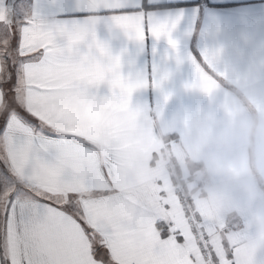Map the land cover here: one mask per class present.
<instances>
[{"label":"snow or ice","instance_id":"1","mask_svg":"<svg viewBox=\"0 0 264 264\" xmlns=\"http://www.w3.org/2000/svg\"><path fill=\"white\" fill-rule=\"evenodd\" d=\"M138 8L0 0V264H203L159 210L133 195L125 164L96 126L97 110H129L146 87L123 78L120 58L97 41L101 13L129 40L142 43L148 24L155 40L176 48L175 22L153 25ZM67 104L85 106L84 118Z\"/></svg>","mask_w":264,"mask_h":264},{"label":"crops","instance_id":"2","mask_svg":"<svg viewBox=\"0 0 264 264\" xmlns=\"http://www.w3.org/2000/svg\"><path fill=\"white\" fill-rule=\"evenodd\" d=\"M139 4L136 11L142 13L151 24H168L175 22L169 39L175 44L172 49L164 38L155 40L149 32V25L144 27L143 42L129 40L120 30L110 28L106 23L107 14H100V23L96 28L99 43L104 44L112 57L120 58V74L130 81L141 80L146 87L137 90L128 100L129 110H121L118 105L96 111V126L108 134V141L127 152H137L147 160V170H138L135 163L123 161L131 183L134 196L145 203L149 210H159L161 220L182 234L184 251L195 254L201 249L192 230L187 226L180 209L179 187L188 198L196 217L203 220L205 236L210 243L214 262L215 257H225L217 247L213 236L217 232L228 234L242 230L244 224L226 223L218 226L210 222L198 210V206L188 195L186 184L191 183V176L180 179L179 167L174 168L173 175L167 166L161 170L156 162L159 155L169 153L170 162L175 165L172 154L182 145L185 135L193 122L202 121V109L208 105V98L187 90L197 80L195 66H207L208 55L217 47L223 46L228 53L243 49L240 33L248 37L264 38V0H129ZM222 63L213 65L215 73L222 72ZM167 79L160 83L162 78ZM201 76L204 77L201 80ZM200 85L213 90L215 81L199 74ZM154 84H160L159 89ZM211 91H207L211 93ZM101 96L107 95L102 88ZM225 97L227 93L223 94ZM167 97V102H165ZM80 106V105H79ZM85 109V106H82ZM260 110V106L257 107ZM154 113L159 114V119ZM85 110L83 112L84 118ZM221 114L216 113L219 118ZM127 118L126 125L121 118ZM170 132L166 139L162 133ZM148 136L146 145L137 143L141 134ZM169 147L165 150V147ZM158 151H152V148ZM197 170V169H195ZM199 187V186H198ZM194 194V193H193ZM163 226V225H162ZM231 254L226 258V264ZM203 264H206L203 261Z\"/></svg>","mask_w":264,"mask_h":264},{"label":"clouds","instance_id":"3","mask_svg":"<svg viewBox=\"0 0 264 264\" xmlns=\"http://www.w3.org/2000/svg\"><path fill=\"white\" fill-rule=\"evenodd\" d=\"M239 35L241 51L228 53L217 46L208 55L206 67L195 66L197 80L187 90L208 98L207 107L201 110L203 120L192 123L181 142L185 147L172 154L175 165L167 151L158 153L156 162L161 170L167 166L173 175L178 166L180 179L191 176V183L185 185L188 195L210 222L218 226L244 224L242 230L213 236L225 258L231 254L228 264H264V38ZM217 62L222 63L220 73L213 71ZM199 74L215 81L211 93L201 87ZM65 107L78 117L85 110L76 104ZM154 115L159 119V114ZM121 121L126 125L127 118ZM169 134L162 133V139ZM105 142L120 160L147 170V160L139 153ZM147 142V135L137 137V143ZM152 151L158 150L154 147Z\"/></svg>","mask_w":264,"mask_h":264},{"label":"built area","instance_id":"4","mask_svg":"<svg viewBox=\"0 0 264 264\" xmlns=\"http://www.w3.org/2000/svg\"><path fill=\"white\" fill-rule=\"evenodd\" d=\"M168 149L169 147L166 146L165 150ZM176 194L179 195L180 209L185 217V222L187 226L192 230L195 240L199 243L203 261L206 264H216L213 259H209L210 257H212V253L210 250L209 240L205 236L203 220L196 217L188 198L186 197V195L183 194L182 189L180 187L176 189Z\"/></svg>","mask_w":264,"mask_h":264},{"label":"trees","instance_id":"5","mask_svg":"<svg viewBox=\"0 0 264 264\" xmlns=\"http://www.w3.org/2000/svg\"><path fill=\"white\" fill-rule=\"evenodd\" d=\"M193 171H195V169H193Z\"/></svg>","mask_w":264,"mask_h":264}]
</instances>
